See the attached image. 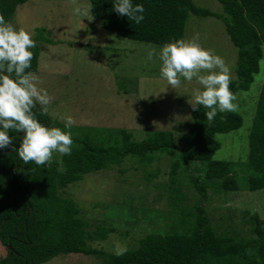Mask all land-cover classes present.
<instances>
[{
  "label": "trees",
  "instance_id": "obj_1",
  "mask_svg": "<svg viewBox=\"0 0 264 264\" xmlns=\"http://www.w3.org/2000/svg\"><path fill=\"white\" fill-rule=\"evenodd\" d=\"M88 1L91 16L106 31L159 46L184 39L191 16L216 18L224 24L237 49L236 79L231 80V91L235 95L248 91L259 73L264 46V0H215L221 5V13L198 8L193 0H132L133 5L142 4L145 9L140 24L120 16L113 8L115 0ZM26 2L0 0V13L10 22L16 8ZM31 51V68L26 71L36 73L39 48L35 46ZM33 111L42 124L69 131L47 113ZM206 111L203 106L196 111L191 108L186 130L177 137L170 131H153L136 142L122 129L111 132L83 127L72 135L71 155H61L60 164L53 161L44 166L34 162L24 164L11 148L0 149V246L6 250L0 264H44L69 254L93 256L100 264H264V218L256 214L248 220L247 237L236 233L222 236L202 205H196L194 212L181 210V218L170 231L163 235L148 234L139 240L137 247L117 255L90 246L92 242L106 240L112 230L103 227L90 230L87 221L79 216L78 205L64 195L67 187L85 175L120 166L126 158L147 165L164 154L174 157L171 178L181 166H202L195 168L197 175L186 176L201 201L206 199L208 187L223 192L264 189V88L256 102L244 162L213 160L221 147L216 135L241 128V115L218 113L209 124ZM9 135L13 137V147L18 148L23 133L9 130ZM178 140L182 143L180 148ZM238 169L244 176L240 180ZM181 200L180 195L178 205ZM248 250L251 254H247Z\"/></svg>",
  "mask_w": 264,
  "mask_h": 264
},
{
  "label": "rangeland",
  "instance_id": "obj_2",
  "mask_svg": "<svg viewBox=\"0 0 264 264\" xmlns=\"http://www.w3.org/2000/svg\"><path fill=\"white\" fill-rule=\"evenodd\" d=\"M90 8L88 0H77ZM202 9L221 13L215 0H193ZM71 0H27L16 8L10 22L32 34L39 48L36 75L40 87L54 97L47 114L65 125L62 116L74 123L68 130L77 135L83 127L105 131L125 130L133 141L146 139L153 131H170L177 137L189 121L193 89L200 87L195 79L181 78L179 89L168 86L161 77L158 55L148 60V52L162 46L132 41L106 31L91 14H73ZM199 33L200 43L213 49L229 65L231 80L236 79L237 49L232 45L224 24L213 17L191 16L184 39ZM45 39L51 40V43ZM259 73L248 91H239L235 113L243 119L236 131L216 135L220 149L215 161L244 162L248 152V134L258 95L264 88V46ZM38 106V105H37ZM180 148L182 143L177 141ZM175 152L178 153L179 149ZM61 154L53 153L60 164ZM169 154L158 155L147 165L126 158L120 166L85 175L64 190L79 208V216L90 230L111 229L104 241L92 242L96 249L116 253L117 247L135 248L148 234L170 231L181 218V210L194 212L202 205L219 235L247 237L249 218H264V189L250 192L240 189L223 192L207 188L201 201L187 175H197L201 165L181 166L171 178ZM237 179L244 176L240 169ZM241 172V173H240ZM243 176V177H242ZM181 195V202L177 204ZM177 207H179L177 209ZM6 250L0 246V257ZM44 264H100L98 258L81 254L59 255Z\"/></svg>",
  "mask_w": 264,
  "mask_h": 264
},
{
  "label": "clouds",
  "instance_id": "obj_3",
  "mask_svg": "<svg viewBox=\"0 0 264 264\" xmlns=\"http://www.w3.org/2000/svg\"><path fill=\"white\" fill-rule=\"evenodd\" d=\"M73 14L87 17L91 11L71 0ZM114 10L120 16L140 24L144 20L142 4L133 5L132 0H115ZM35 41L32 34L23 27L17 28L6 21L0 13V149L11 148L18 157L29 164L38 166L50 164L53 153L71 155L73 139L70 131L59 127H48L36 117L34 109L48 112V106L54 97L41 88L39 77L31 71L32 48ZM158 55L162 62L160 74L173 89L181 87L183 78L187 82L197 81L200 87L193 89L188 101L193 111L199 106L207 109L206 120L211 124L218 113L235 112L238 98L231 91V70L226 61L215 54L213 49H206L200 43L199 33L191 39H177L164 44L157 53L156 49L148 52V60ZM39 106V108L37 107ZM65 128L74 123L71 116H62ZM9 130L23 133L19 147H13V137ZM126 247H117L116 254L123 255ZM247 254H251L248 250Z\"/></svg>",
  "mask_w": 264,
  "mask_h": 264
}]
</instances>
